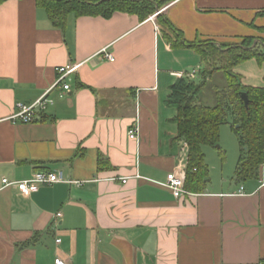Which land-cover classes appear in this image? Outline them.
Masks as SVG:
<instances>
[{
  "label": "crops",
  "instance_id": "obj_1",
  "mask_svg": "<svg viewBox=\"0 0 264 264\" xmlns=\"http://www.w3.org/2000/svg\"><path fill=\"white\" fill-rule=\"evenodd\" d=\"M163 1L154 19L158 10L145 19L71 14L64 28L36 0L0 3V264H264V163L253 178L209 181L179 198L164 185L187 163L167 98L189 73L203 82L205 63L193 49L171 48L158 19L188 41L249 38L264 49V0ZM69 63H80L69 90L52 88L32 122L10 120ZM235 71L264 87V61ZM210 80L226 85L220 71ZM213 84L203 90L215 101L207 105L216 104ZM134 124L138 139L129 137ZM57 170L66 182L30 196L2 182Z\"/></svg>",
  "mask_w": 264,
  "mask_h": 264
},
{
  "label": "trees",
  "instance_id": "obj_2",
  "mask_svg": "<svg viewBox=\"0 0 264 264\" xmlns=\"http://www.w3.org/2000/svg\"><path fill=\"white\" fill-rule=\"evenodd\" d=\"M4 0H0V3ZM45 8L50 20L64 28L69 16L111 17L116 12L137 14L147 18L159 10L163 0H36ZM165 25L164 36L171 48H189L201 55L205 63L203 82L197 84L180 79L167 98V105L176 108L177 140L187 148L185 187L202 192L209 181V167L203 147L215 146L220 140L223 124H230L242 148L236 179L243 181L258 175L264 163V87L246 86L235 67L249 59L264 61V49L253 46L246 38L241 44L217 45L211 40L188 41L168 19L159 15ZM204 41V42H203ZM222 72L226 85L213 84L215 105L200 102L202 89L210 83L215 72ZM209 79V80H207ZM209 81V82H208ZM248 96L246 107L242 93Z\"/></svg>",
  "mask_w": 264,
  "mask_h": 264
},
{
  "label": "built area",
  "instance_id": "obj_3",
  "mask_svg": "<svg viewBox=\"0 0 264 264\" xmlns=\"http://www.w3.org/2000/svg\"><path fill=\"white\" fill-rule=\"evenodd\" d=\"M156 15L150 16L151 19H154ZM102 53L105 57L114 61L115 58L113 53L110 52L107 48L102 50ZM80 63H69L65 66L57 67V80L54 85L39 99L33 102H18L16 111L10 116V120L12 121H21V122H32L36 119L37 113L39 111H44L49 103H52V99L48 96V93L52 88L56 86H62L65 90L70 89V85L67 83V77L77 71ZM190 80L193 78L194 73H189L186 75ZM129 137L131 139H138L139 137V127L137 124H134L129 129ZM65 174L62 170L57 171H38L33 174L30 178H26L23 180L10 181L7 178H3L2 182L4 186L14 185L16 188L24 195L30 196L34 192H37L42 185H51L55 183L66 182ZM126 182V179L123 180ZM173 193V195L177 198L182 197L184 195H191V192L185 187V170L179 169L173 172H170L167 176V180L164 183ZM244 188L243 186L238 191L239 194H243ZM62 213L58 212L57 217H61ZM57 242H60V239H57ZM55 264H66V261L61 257H56Z\"/></svg>",
  "mask_w": 264,
  "mask_h": 264
},
{
  "label": "rangeland",
  "instance_id": "obj_4",
  "mask_svg": "<svg viewBox=\"0 0 264 264\" xmlns=\"http://www.w3.org/2000/svg\"><path fill=\"white\" fill-rule=\"evenodd\" d=\"M159 12L160 11L158 10L154 15L158 16ZM196 81L195 83H198V81ZM215 82L216 81L214 80L213 83ZM213 83L210 82V84ZM203 90H206V88L202 89V93H200V102L204 104H214L215 101L207 102L208 98L206 99L205 96L203 97ZM203 151H205L206 162L209 167L208 180L210 181V185L214 183L218 184V182L224 177L229 180L237 177V166L242 148L239 143V138L230 124H223L221 126L219 143L215 146L206 145L203 147Z\"/></svg>",
  "mask_w": 264,
  "mask_h": 264
},
{
  "label": "water",
  "instance_id": "obj_5",
  "mask_svg": "<svg viewBox=\"0 0 264 264\" xmlns=\"http://www.w3.org/2000/svg\"><path fill=\"white\" fill-rule=\"evenodd\" d=\"M253 46H255V45H253ZM242 98H243V100L245 102V105L247 107L248 103H249V99H248V96H247V94L245 92L242 93Z\"/></svg>",
  "mask_w": 264,
  "mask_h": 264
}]
</instances>
